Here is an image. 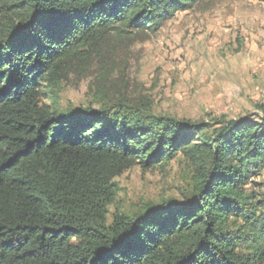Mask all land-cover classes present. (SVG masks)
<instances>
[{
  "label": "trees",
  "instance_id": "trees-1",
  "mask_svg": "<svg viewBox=\"0 0 264 264\" xmlns=\"http://www.w3.org/2000/svg\"><path fill=\"white\" fill-rule=\"evenodd\" d=\"M202 0H0V264H264V116L208 124L127 101L45 102L110 34L157 32ZM264 3V0H256ZM182 154V200L114 213V180Z\"/></svg>",
  "mask_w": 264,
  "mask_h": 264
},
{
  "label": "rangeland",
  "instance_id": "rangeland-1",
  "mask_svg": "<svg viewBox=\"0 0 264 264\" xmlns=\"http://www.w3.org/2000/svg\"><path fill=\"white\" fill-rule=\"evenodd\" d=\"M77 61L45 102L60 110L127 101L156 117L208 124L264 116V3L202 0L155 33L110 34ZM196 172L182 154L165 166H134L114 180V213L182 200ZM249 189L264 194V169Z\"/></svg>",
  "mask_w": 264,
  "mask_h": 264
}]
</instances>
